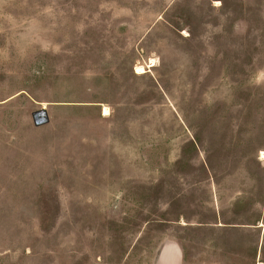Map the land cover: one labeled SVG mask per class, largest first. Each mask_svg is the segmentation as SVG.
Returning a JSON list of instances; mask_svg holds the SVG:
<instances>
[{
    "label": "rangeland",
    "instance_id": "374dc122",
    "mask_svg": "<svg viewBox=\"0 0 264 264\" xmlns=\"http://www.w3.org/2000/svg\"><path fill=\"white\" fill-rule=\"evenodd\" d=\"M215 225H264V0H0V264H252Z\"/></svg>",
    "mask_w": 264,
    "mask_h": 264
},
{
    "label": "crops",
    "instance_id": "0c3cea01",
    "mask_svg": "<svg viewBox=\"0 0 264 264\" xmlns=\"http://www.w3.org/2000/svg\"><path fill=\"white\" fill-rule=\"evenodd\" d=\"M214 227L218 229H223L224 231H251L259 230L257 241L255 242L256 252L253 256L252 264H264L263 248H264V225L260 226H235V225H215ZM156 264H191L186 262L184 257L183 249L177 241L167 240L161 244L158 249V262ZM200 264H242L233 258L229 261L216 259L210 261H204Z\"/></svg>",
    "mask_w": 264,
    "mask_h": 264
},
{
    "label": "water",
    "instance_id": "95a60500",
    "mask_svg": "<svg viewBox=\"0 0 264 264\" xmlns=\"http://www.w3.org/2000/svg\"><path fill=\"white\" fill-rule=\"evenodd\" d=\"M34 125L36 127L42 126L47 123V116L45 110H41L33 114Z\"/></svg>",
    "mask_w": 264,
    "mask_h": 264
},
{
    "label": "bare ground",
    "instance_id": "6f19581e",
    "mask_svg": "<svg viewBox=\"0 0 264 264\" xmlns=\"http://www.w3.org/2000/svg\"><path fill=\"white\" fill-rule=\"evenodd\" d=\"M138 73L141 74V73H142V70L139 69V70H138ZM107 114H108L107 109H104V110H103V115H104V116H107Z\"/></svg>",
    "mask_w": 264,
    "mask_h": 264
}]
</instances>
